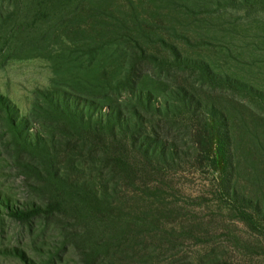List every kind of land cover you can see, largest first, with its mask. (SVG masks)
<instances>
[{"label": "rangeland", "instance_id": "rangeland-1", "mask_svg": "<svg viewBox=\"0 0 264 264\" xmlns=\"http://www.w3.org/2000/svg\"><path fill=\"white\" fill-rule=\"evenodd\" d=\"M36 1L0 0V264H264V0H83L82 15ZM134 38L157 58L133 78L153 104L184 88L201 107L170 98L169 112L145 113L173 151L165 161L122 137L123 169L53 179L34 134L62 136L34 104L55 91L103 98L100 86L142 59ZM105 90L132 112V90ZM212 116L231 132L228 175L198 137Z\"/></svg>", "mask_w": 264, "mask_h": 264}, {"label": "trees", "instance_id": "trees-1", "mask_svg": "<svg viewBox=\"0 0 264 264\" xmlns=\"http://www.w3.org/2000/svg\"><path fill=\"white\" fill-rule=\"evenodd\" d=\"M83 0H37V5L42 8L45 13L48 5L53 6L49 11L64 9V5L74 4L75 14L82 15V8H78ZM89 21H96L98 17L93 10H88ZM134 41L142 51L140 61L137 58L130 56L128 63L130 65L128 75L125 78H113L108 84L100 86L103 98L98 100L81 97L77 94L66 93L64 91L47 92L44 94L45 106L42 107L34 104V111L36 107L42 108L41 111L51 118L59 127L55 128L61 136V140H56L55 131L51 139L35 135L36 142L42 150L41 155L43 163L47 165L48 172L53 179L60 182H69V171L78 172L85 168L90 172V176L98 178L104 175L106 167L123 169L124 155H117V150L122 147V137L130 140V146L136 148L146 158L158 157L159 159H167L168 156L173 155V151L167 147L165 141H160L159 136L152 138L148 129L153 123L147 120L145 113L150 112V109L157 111L165 110L169 112L171 106L170 98L179 99L182 106L189 111H197L201 107V103L197 100L196 95L191 91L182 88V94L173 90L168 98L163 99L160 104H153L154 95L152 92L144 87V84L134 80V75L140 71L141 64L149 57L155 61L157 58L151 56L144 49L140 39L134 38ZM169 45V44H168ZM176 54V61L183 58L182 53L178 48L171 46ZM109 86L119 92L129 88L133 91V98L130 100L134 104L131 106H122L118 100H112L109 93L106 92L105 87ZM110 100H109V99ZM169 99V100H168ZM111 101V102H108ZM105 104L109 107L105 108ZM44 115V114H41ZM24 123H21L22 125ZM133 130L131 137L127 133ZM205 132H199L198 137L203 141H209V147L213 150L211 166L223 175L231 173L233 168V154L231 150V132L225 127L223 121L218 120L212 116L211 122L208 123ZM208 137V141L206 140ZM129 159V158H127ZM65 162L64 168L62 163ZM64 169V170H63ZM113 170V169H111ZM67 171V172H66ZM233 198L236 200L238 194L236 190L230 189ZM244 219L250 225H256V219L252 214L245 211L241 212ZM36 214L34 212H24L20 210L11 211L9 215L12 218L27 221ZM226 264V263H219Z\"/></svg>", "mask_w": 264, "mask_h": 264}]
</instances>
